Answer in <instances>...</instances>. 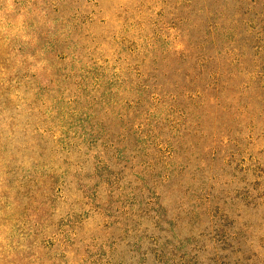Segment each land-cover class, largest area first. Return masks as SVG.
<instances>
[{"label": "rangeland", "instance_id": "374dc122", "mask_svg": "<svg viewBox=\"0 0 264 264\" xmlns=\"http://www.w3.org/2000/svg\"><path fill=\"white\" fill-rule=\"evenodd\" d=\"M0 264H264V0H0Z\"/></svg>", "mask_w": 264, "mask_h": 264}]
</instances>
